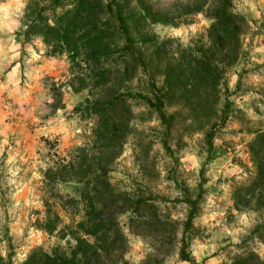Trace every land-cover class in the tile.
Segmentation results:
<instances>
[{
	"label": "rangeland",
	"instance_id": "374dc122",
	"mask_svg": "<svg viewBox=\"0 0 264 264\" xmlns=\"http://www.w3.org/2000/svg\"><path fill=\"white\" fill-rule=\"evenodd\" d=\"M139 1L168 23L144 26L155 47L136 44L148 75L130 60L111 68L109 90L92 88L90 78L82 84L84 66H74L65 53L50 54L40 36H24L27 0H0V256L11 254L13 264L37 248L49 253L74 245L59 230L84 216L79 178L109 159L100 151L102 160H89L97 152L91 103L127 90L128 112L113 119L127 131L112 143L120 148L107 176L122 195L118 202L128 200L134 210L105 214L125 238L108 264H264V184L253 185L250 149L264 132V0ZM223 10L244 19L238 56L229 65L221 51L203 52ZM202 52L216 67L215 83L194 90L189 78L202 72ZM167 71L175 89L161 91L169 118L163 124L142 98L156 102L149 76L160 88ZM71 156L73 180L45 175ZM188 200L196 201L189 221ZM48 208L59 216L52 234L39 227Z\"/></svg>",
	"mask_w": 264,
	"mask_h": 264
},
{
	"label": "trees",
	"instance_id": "16d2710c",
	"mask_svg": "<svg viewBox=\"0 0 264 264\" xmlns=\"http://www.w3.org/2000/svg\"><path fill=\"white\" fill-rule=\"evenodd\" d=\"M63 6L65 9L57 13L56 11ZM202 10L199 8L198 12ZM48 12L52 13V17L49 18ZM156 23L168 22L152 14L139 0H27L23 18L24 36H40L44 45L49 48L50 54L65 53L74 66L80 68L84 66L82 68L86 74L81 79L82 84L90 78L92 88L109 90L112 86L110 77L114 74L111 68L116 70L118 65L126 64L130 60L148 75V63L137 56L136 44H145L151 48L156 46L154 38L144 30L146 24ZM243 23L244 19L241 16L223 10L214 18L207 31L209 48L203 52L211 53L215 48L216 51H221L222 56L226 55L222 60L223 64L229 65L234 62L238 56ZM203 52L202 57L197 61L203 69L202 72H197L189 78V86L194 90L215 83L213 75L216 67ZM229 53H233L234 56L228 58ZM149 77L156 102L153 104L149 98L142 99L155 109L161 122L167 124L169 118L163 111L164 100L161 91L162 89L168 91L172 87L175 89L173 76L169 71L164 73L160 88L156 87L154 76ZM130 93L129 90L105 93L91 103L92 113L98 118L97 127L94 129L97 152L89 160L97 157L102 160L104 151L108 152L106 158L109 159L106 164L96 162L93 170L85 172V176L79 178L80 181H85L81 192L84 216L73 226L59 230L61 238L69 236L74 245L69 246L68 249L55 247L49 253L40 248L34 249L20 264H108L125 241L116 220L106 219L105 214L108 209L115 210L116 215L134 210V204H129L128 200L122 204L118 202V198L122 195L114 193L107 176L108 163L118 154L120 148L113 146L112 143L117 141L122 131H127V128L119 130L113 119L118 113L128 112L125 97L131 96ZM111 114L113 116L109 119ZM213 132L214 130L208 135L209 138L212 137ZM262 145H264V132L260 131L257 140L250 145L252 160L257 168L254 186L264 184V153L261 151L264 148H259ZM77 151L84 153L86 149L79 148ZM84 158L86 161V153ZM75 161V157L72 156L67 161L59 158L45 175L51 173L55 181L73 180L75 173H70ZM67 201L74 200L70 198ZM188 204L191 207L189 221L195 213L196 201L188 200ZM46 214L45 221L39 224V227L44 232L52 234L57 231L59 216L50 208L47 209ZM184 259L188 261L186 255ZM0 264H13L11 254H8L6 259L0 256Z\"/></svg>",
	"mask_w": 264,
	"mask_h": 264
}]
</instances>
